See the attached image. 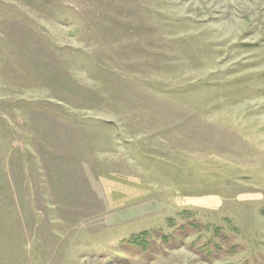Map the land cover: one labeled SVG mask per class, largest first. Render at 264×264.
Wrapping results in <instances>:
<instances>
[{
	"label": "rangeland",
	"instance_id": "obj_1",
	"mask_svg": "<svg viewBox=\"0 0 264 264\" xmlns=\"http://www.w3.org/2000/svg\"><path fill=\"white\" fill-rule=\"evenodd\" d=\"M0 264H264V0H0Z\"/></svg>",
	"mask_w": 264,
	"mask_h": 264
},
{
	"label": "trees",
	"instance_id": "obj_2",
	"mask_svg": "<svg viewBox=\"0 0 264 264\" xmlns=\"http://www.w3.org/2000/svg\"><path fill=\"white\" fill-rule=\"evenodd\" d=\"M134 241H135L136 243H138L136 239H135Z\"/></svg>",
	"mask_w": 264,
	"mask_h": 264
}]
</instances>
